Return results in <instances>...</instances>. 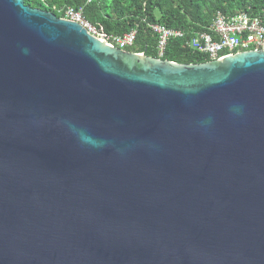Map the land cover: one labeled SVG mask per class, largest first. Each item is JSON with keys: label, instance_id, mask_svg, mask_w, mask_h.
<instances>
[{"label": "water", "instance_id": "obj_1", "mask_svg": "<svg viewBox=\"0 0 264 264\" xmlns=\"http://www.w3.org/2000/svg\"><path fill=\"white\" fill-rule=\"evenodd\" d=\"M0 264H264V49L177 63L0 0Z\"/></svg>", "mask_w": 264, "mask_h": 264}, {"label": "trees", "instance_id": "obj_2", "mask_svg": "<svg viewBox=\"0 0 264 264\" xmlns=\"http://www.w3.org/2000/svg\"><path fill=\"white\" fill-rule=\"evenodd\" d=\"M45 2V3H44ZM24 0L26 5L55 13L52 7L72 6L81 9L83 17L101 26L111 35L136 30L134 44L126 49L158 57L157 35L148 23L162 24L184 32L182 38L167 40L161 59L177 63H201L207 57L193 51L188 40L194 31L208 26L217 12L235 14L246 12L264 20V0Z\"/></svg>", "mask_w": 264, "mask_h": 264}, {"label": "built area", "instance_id": "obj_3", "mask_svg": "<svg viewBox=\"0 0 264 264\" xmlns=\"http://www.w3.org/2000/svg\"><path fill=\"white\" fill-rule=\"evenodd\" d=\"M89 1L91 0H87ZM52 8L60 13L58 17L79 23L87 33L99 41L123 50L134 44L135 29L121 35H111L104 32L101 26L88 22L83 17L81 9L72 6ZM147 26L157 35L156 50L159 58L164 53L168 39L184 36L182 30L168 28L162 24L148 23ZM188 45L193 51L206 56L208 61L238 52L264 49V20L246 12L235 14L217 12L208 26L194 31Z\"/></svg>", "mask_w": 264, "mask_h": 264}, {"label": "clouds", "instance_id": "obj_4", "mask_svg": "<svg viewBox=\"0 0 264 264\" xmlns=\"http://www.w3.org/2000/svg\"><path fill=\"white\" fill-rule=\"evenodd\" d=\"M208 61V60H207Z\"/></svg>", "mask_w": 264, "mask_h": 264}]
</instances>
